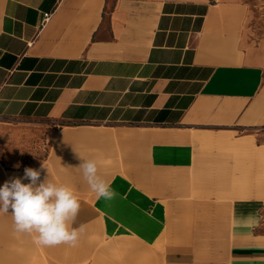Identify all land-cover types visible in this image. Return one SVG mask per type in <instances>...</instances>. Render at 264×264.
<instances>
[{
  "label": "crops",
  "instance_id": "0c3cea01",
  "mask_svg": "<svg viewBox=\"0 0 264 264\" xmlns=\"http://www.w3.org/2000/svg\"><path fill=\"white\" fill-rule=\"evenodd\" d=\"M248 12L240 0H0V119L134 125L142 131L129 134L148 141L149 167L175 171L179 185H189L194 170L208 169L206 141L251 137L260 145L264 43L249 38ZM71 138L103 136L63 132ZM23 175L0 159V186ZM146 179L119 174L110 182L120 196L94 199L104 236L150 245L164 235L165 264H264L256 243L264 242L256 234L261 200H234L226 214L232 246L221 260L199 255L202 242L192 241L195 228L216 225L197 222L203 203L163 197L157 187L172 180ZM120 182L139 193L140 218ZM36 249L32 235L17 236L11 215L0 214V264H31ZM97 250L81 260L88 255L99 264Z\"/></svg>",
  "mask_w": 264,
  "mask_h": 264
},
{
  "label": "rangeland",
  "instance_id": "374dc122",
  "mask_svg": "<svg viewBox=\"0 0 264 264\" xmlns=\"http://www.w3.org/2000/svg\"><path fill=\"white\" fill-rule=\"evenodd\" d=\"M240 1L247 5L249 11L246 25L249 38L264 43V0ZM82 129L99 131L103 138L62 139L63 132ZM134 129V125L127 123L75 125L0 119V159L5 166L24 171L28 167L40 169L43 164L46 169L41 172V179L48 175V179L54 183L69 186L81 201V209L73 225L80 233L77 245L39 247L35 250L31 264H92V256L81 258L88 250L91 252L95 248L101 254L99 264H165L162 254L165 249L164 235L150 245L132 237L109 239L104 236L94 206L96 194L90 190L82 170L78 168L82 162L79 157L96 159L99 174L108 181L124 174L142 184L148 176L154 174L171 179L174 183L165 185L161 191V187H157L159 195L167 197L183 194L197 197L203 203L199 211L202 215L199 214L197 222L216 223L214 228H195L192 241L202 242L197 249L201 256L210 253L214 258L228 259L232 233H229L231 220L226 214L238 198L261 200L262 213L256 234L264 237V128L259 132L260 145H256L251 137L237 142H232V139L220 143L206 141V146H203L210 152L206 153L208 160L203 163L206 162L208 169L194 170L190 174L189 185H179V173L175 171H154L149 167L146 154L148 141L130 135L132 131H142ZM213 150L217 153H211ZM118 185L119 192L124 189L129 197L127 206H135L131 209L138 217L144 208L142 202H139V193H134L132 187L121 182ZM169 190L171 193L167 192ZM120 218L125 219V216ZM213 236L215 241L211 243L210 237ZM256 243L259 249H264L263 240L258 238Z\"/></svg>",
  "mask_w": 264,
  "mask_h": 264
},
{
  "label": "clouds",
  "instance_id": "9594fccd",
  "mask_svg": "<svg viewBox=\"0 0 264 264\" xmlns=\"http://www.w3.org/2000/svg\"><path fill=\"white\" fill-rule=\"evenodd\" d=\"M79 158L82 162L78 168L96 198L113 200L118 193L99 174L98 161ZM44 169L43 164L40 169L25 168L23 177H13L0 186V214H10L14 233L32 235L38 247H75L80 233L73 225L81 201L69 186L54 183L48 175L41 179ZM25 180L28 182L24 183Z\"/></svg>",
  "mask_w": 264,
  "mask_h": 264
},
{
  "label": "built area",
  "instance_id": "2783aa9c",
  "mask_svg": "<svg viewBox=\"0 0 264 264\" xmlns=\"http://www.w3.org/2000/svg\"><path fill=\"white\" fill-rule=\"evenodd\" d=\"M51 15H52L51 11L45 12L43 15L42 23L45 24L50 19Z\"/></svg>",
  "mask_w": 264,
  "mask_h": 264
},
{
  "label": "bare ground",
  "instance_id": "6f19581e",
  "mask_svg": "<svg viewBox=\"0 0 264 264\" xmlns=\"http://www.w3.org/2000/svg\"><path fill=\"white\" fill-rule=\"evenodd\" d=\"M137 132H138V131H137ZM140 132H141V131H139L138 133H140ZM138 133H137V134H138ZM140 136H143V134H142V135H140Z\"/></svg>",
  "mask_w": 264,
  "mask_h": 264
}]
</instances>
